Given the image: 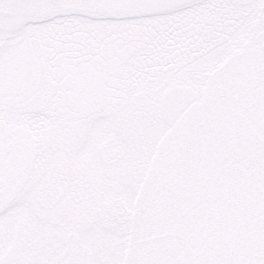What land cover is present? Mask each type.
I'll return each mask as SVG.
<instances>
[{
  "label": "snow or ice",
  "instance_id": "obj_1",
  "mask_svg": "<svg viewBox=\"0 0 264 264\" xmlns=\"http://www.w3.org/2000/svg\"><path fill=\"white\" fill-rule=\"evenodd\" d=\"M0 264H264V0H0Z\"/></svg>",
  "mask_w": 264,
  "mask_h": 264
}]
</instances>
